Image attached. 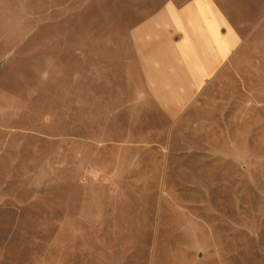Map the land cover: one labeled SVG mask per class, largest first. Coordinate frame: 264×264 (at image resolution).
<instances>
[{
	"label": "rangeland",
	"instance_id": "obj_1",
	"mask_svg": "<svg viewBox=\"0 0 264 264\" xmlns=\"http://www.w3.org/2000/svg\"><path fill=\"white\" fill-rule=\"evenodd\" d=\"M165 1L0 0V264H264V0L177 118L131 68Z\"/></svg>",
	"mask_w": 264,
	"mask_h": 264
},
{
	"label": "crops",
	"instance_id": "obj_2",
	"mask_svg": "<svg viewBox=\"0 0 264 264\" xmlns=\"http://www.w3.org/2000/svg\"><path fill=\"white\" fill-rule=\"evenodd\" d=\"M132 71L169 117L181 116L242 43L218 0H166L130 29Z\"/></svg>",
	"mask_w": 264,
	"mask_h": 264
}]
</instances>
